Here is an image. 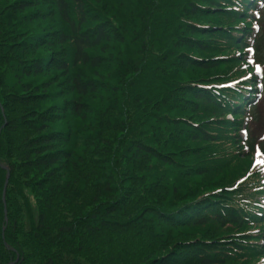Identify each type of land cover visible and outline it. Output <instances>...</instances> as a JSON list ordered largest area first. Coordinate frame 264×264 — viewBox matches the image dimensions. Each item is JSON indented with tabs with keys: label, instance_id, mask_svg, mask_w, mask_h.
Instances as JSON below:
<instances>
[{
	"label": "trees",
	"instance_id": "trees-1",
	"mask_svg": "<svg viewBox=\"0 0 264 264\" xmlns=\"http://www.w3.org/2000/svg\"><path fill=\"white\" fill-rule=\"evenodd\" d=\"M260 1L0 0V264H264Z\"/></svg>",
	"mask_w": 264,
	"mask_h": 264
},
{
	"label": "rangeland",
	"instance_id": "rangeland-1",
	"mask_svg": "<svg viewBox=\"0 0 264 264\" xmlns=\"http://www.w3.org/2000/svg\"><path fill=\"white\" fill-rule=\"evenodd\" d=\"M261 10H263L262 11L263 13H262V16L260 17L259 22H258V26H260V30H259V34H258V43H257L256 50H257L258 58L264 59V7L261 8ZM258 73H261V71H259ZM263 84H264V82H263ZM261 102H262L261 105H262L263 110H264V87H263V98H262ZM258 128H261L258 130V133L262 132V135L259 139V142L256 143V145H255L258 149L260 148V151L257 152V155L255 157V161L257 160L259 162V164L261 166H263V168H264V114H263V120L260 123ZM260 152L262 153L263 157L261 156ZM260 157H262V159ZM0 166L6 167L1 163H0ZM6 180H7V178H6ZM5 184H6V182H5ZM8 185H9V181H8ZM8 185H7V188H8ZM4 190H5V186H4ZM6 193H7V189L5 192V198L3 197L4 203H6Z\"/></svg>",
	"mask_w": 264,
	"mask_h": 264
},
{
	"label": "water",
	"instance_id": "water-1",
	"mask_svg": "<svg viewBox=\"0 0 264 264\" xmlns=\"http://www.w3.org/2000/svg\"><path fill=\"white\" fill-rule=\"evenodd\" d=\"M2 168L6 169L8 171V168L3 167V166H2ZM9 178H10V173L8 172V174H7V180H6V184H5V190H4V198H5V192H6V189H7V185H8ZM5 222H8V218L7 217L5 218Z\"/></svg>",
	"mask_w": 264,
	"mask_h": 264
},
{
	"label": "snow or ice",
	"instance_id": "snow-or-ice-1",
	"mask_svg": "<svg viewBox=\"0 0 264 264\" xmlns=\"http://www.w3.org/2000/svg\"><path fill=\"white\" fill-rule=\"evenodd\" d=\"M258 70V69H257Z\"/></svg>",
	"mask_w": 264,
	"mask_h": 264
}]
</instances>
